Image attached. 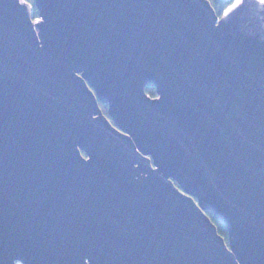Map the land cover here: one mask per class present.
Listing matches in <instances>:
<instances>
[{
	"label": "water",
	"instance_id": "water-1",
	"mask_svg": "<svg viewBox=\"0 0 264 264\" xmlns=\"http://www.w3.org/2000/svg\"><path fill=\"white\" fill-rule=\"evenodd\" d=\"M35 5L39 25L0 0V247L27 264H264V5Z\"/></svg>",
	"mask_w": 264,
	"mask_h": 264
},
{
	"label": "snow or ice",
	"instance_id": "snow-or-ice-1",
	"mask_svg": "<svg viewBox=\"0 0 264 264\" xmlns=\"http://www.w3.org/2000/svg\"><path fill=\"white\" fill-rule=\"evenodd\" d=\"M16 2L20 5L27 6L28 8L33 7V0H16ZM209 3L212 2V0H208ZM246 3V0H235V3L232 4L226 11H225V16H227L229 13L233 12V10H241ZM258 3L261 5H264V0H258ZM42 16H37L32 23L33 24H41L43 21ZM156 99H159V97H156ZM93 259V258H89ZM80 260L84 262V264H88L86 260H84V257L81 256ZM0 264H27V261L24 257H19L17 259L9 255L8 250L4 247H0ZM93 264H95V261L93 260Z\"/></svg>",
	"mask_w": 264,
	"mask_h": 264
},
{
	"label": "trees",
	"instance_id": "trees-1",
	"mask_svg": "<svg viewBox=\"0 0 264 264\" xmlns=\"http://www.w3.org/2000/svg\"><path fill=\"white\" fill-rule=\"evenodd\" d=\"M234 3H235V0H212V5L214 6L216 12L220 16L225 12V10H227ZM32 8H33L32 9V16L34 18H36L37 16H39V12H38V9H37V7L35 5V0H33V7ZM146 91L151 96H156L157 95L155 87H146ZM100 106L103 109L104 113L106 115H108L107 105L103 104V103H100ZM206 212L212 218V220L215 222V224L217 225L218 232L222 236H224L226 238V240H227V238H228V229L225 226V224L222 223L220 220L216 219L214 217L213 212H211V211H206Z\"/></svg>",
	"mask_w": 264,
	"mask_h": 264
}]
</instances>
